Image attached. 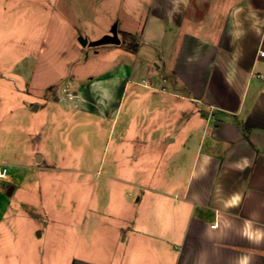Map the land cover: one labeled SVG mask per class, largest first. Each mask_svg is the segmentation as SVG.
<instances>
[{"label": "crops", "instance_id": "0c3cea01", "mask_svg": "<svg viewBox=\"0 0 264 264\" xmlns=\"http://www.w3.org/2000/svg\"><path fill=\"white\" fill-rule=\"evenodd\" d=\"M116 2L80 15L87 40L119 39L102 46L119 49L112 67L71 72L33 101L24 62L0 72L3 121L18 109L20 140L31 126L44 145L35 164L49 171L75 151L83 164L63 169L98 192L45 213L42 246L41 229L21 237L0 212V264H264V0ZM120 33L139 39L135 51Z\"/></svg>", "mask_w": 264, "mask_h": 264}, {"label": "rangeland", "instance_id": "374dc122", "mask_svg": "<svg viewBox=\"0 0 264 264\" xmlns=\"http://www.w3.org/2000/svg\"><path fill=\"white\" fill-rule=\"evenodd\" d=\"M113 2L116 0H0V72L14 70L13 64L24 62L27 73L26 88L31 93L25 96L31 99L28 101H33L32 98L39 94L51 93L59 88L62 81L69 78L71 72L83 75L98 73L112 67L113 65L108 61L119 49L113 46L107 49L102 48L104 43H93L94 37L91 38V36L87 40V37L81 33L83 22L80 15H82L81 8H108L111 5L114 7ZM98 4L100 6H97ZM124 5V1H121L119 5L116 2L117 8H125ZM122 16L126 18L127 15L122 13ZM128 19L127 26L134 27L135 24ZM99 23L98 21L97 24ZM104 24L106 25V22ZM97 28L100 29L98 25ZM118 36L122 42L125 41L122 44L123 47L130 48L135 45V41L139 42V39L134 40L131 35L124 36L120 33ZM79 37L84 38L86 42L82 44ZM96 50H98L97 53H95ZM144 54L140 50L137 56L143 60ZM148 61L151 62V59ZM108 63L109 66H106ZM150 65L153 67V63ZM10 82L14 83L12 78ZM21 96L18 95L19 98ZM5 109L0 107V123L3 122L0 124V152L7 155L6 162L10 166L8 165L7 176L0 179V194L2 193L1 195L7 199L9 208L1 209L0 212L7 216V222L17 232L21 234L23 231L22 235H19L21 237L25 238L26 232L30 231L36 236V241L40 239L37 237V229H41L43 237L39 242L42 246L44 243L41 241L50 223L46 224L49 215L55 217L63 210L67 211L68 206L71 207L70 202L72 200L75 202L77 198L82 199L83 204L87 200L90 203L98 198V192L91 188V184L88 190H80L77 182L82 174L63 169L64 165L80 167L83 164V160L75 151L70 158L58 159L55 162L56 168L49 171L41 168L44 167V162L35 164L32 155L36 152L44 153V145L40 144V139L31 136V126L26 127L25 140L22 142L21 135L17 134V119L24 118L15 108L14 114L7 116V122H4L8 115ZM26 114L37 116L32 112ZM15 151L19 152H17V158H9L10 152ZM23 153L25 156L22 155ZM96 159L94 152L89 157L91 165ZM16 162L34 165L35 168L31 172L25 170L21 172V168L13 166ZM94 166L96 165L91 168L95 169ZM94 175L88 174L84 180L90 182ZM1 183L16 184L11 196L6 197L2 192ZM56 199L59 204H53ZM54 205L57 209H54ZM45 213L48 214L46 218L43 217ZM11 238L9 234L6 236L10 245Z\"/></svg>", "mask_w": 264, "mask_h": 264}, {"label": "water", "instance_id": "95a60500", "mask_svg": "<svg viewBox=\"0 0 264 264\" xmlns=\"http://www.w3.org/2000/svg\"><path fill=\"white\" fill-rule=\"evenodd\" d=\"M79 41L84 44L86 42V40L82 37H79ZM117 43L119 42V39L117 38L116 35H106L103 38H101L100 40H97L96 43ZM5 190L7 189V193H10L12 190V186H7V184H5Z\"/></svg>", "mask_w": 264, "mask_h": 264}, {"label": "built area", "instance_id": "2783aa9c", "mask_svg": "<svg viewBox=\"0 0 264 264\" xmlns=\"http://www.w3.org/2000/svg\"><path fill=\"white\" fill-rule=\"evenodd\" d=\"M67 97L69 99H71L73 97V95L70 93H67ZM7 174H8V165L6 163L0 162V179L5 178L7 176ZM1 185L3 187V183H1Z\"/></svg>", "mask_w": 264, "mask_h": 264}, {"label": "trees", "instance_id": "16d2710c", "mask_svg": "<svg viewBox=\"0 0 264 264\" xmlns=\"http://www.w3.org/2000/svg\"><path fill=\"white\" fill-rule=\"evenodd\" d=\"M123 35H124V36H128V35H130V34H128V33H123ZM132 50H133V51L136 50V44H135L134 46H132Z\"/></svg>", "mask_w": 264, "mask_h": 264}, {"label": "clouds", "instance_id": "9594fccd", "mask_svg": "<svg viewBox=\"0 0 264 264\" xmlns=\"http://www.w3.org/2000/svg\"><path fill=\"white\" fill-rule=\"evenodd\" d=\"M242 264H246V260L245 261H242Z\"/></svg>", "mask_w": 264, "mask_h": 264}]
</instances>
